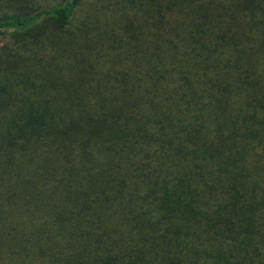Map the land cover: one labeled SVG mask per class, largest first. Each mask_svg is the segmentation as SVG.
Here are the masks:
<instances>
[{
    "label": "trees",
    "instance_id": "1",
    "mask_svg": "<svg viewBox=\"0 0 264 264\" xmlns=\"http://www.w3.org/2000/svg\"><path fill=\"white\" fill-rule=\"evenodd\" d=\"M0 264H264V0H0Z\"/></svg>",
    "mask_w": 264,
    "mask_h": 264
},
{
    "label": "rangeland",
    "instance_id": "2",
    "mask_svg": "<svg viewBox=\"0 0 264 264\" xmlns=\"http://www.w3.org/2000/svg\"><path fill=\"white\" fill-rule=\"evenodd\" d=\"M6 39H7L6 36H0V40H1V42L4 43V42L6 41Z\"/></svg>",
    "mask_w": 264,
    "mask_h": 264
}]
</instances>
